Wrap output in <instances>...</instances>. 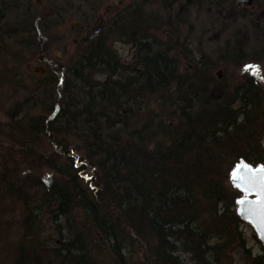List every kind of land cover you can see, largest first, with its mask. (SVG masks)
<instances>
[{"label": "trees", "instance_id": "trees-1", "mask_svg": "<svg viewBox=\"0 0 264 264\" xmlns=\"http://www.w3.org/2000/svg\"><path fill=\"white\" fill-rule=\"evenodd\" d=\"M130 1L122 9L128 31L144 33L135 37L131 62H121L99 35L72 43L68 66L46 59L45 74H30L25 83L20 52L46 54L66 33H49L54 13L42 26L24 17L8 28L12 9L0 7V31L21 29L0 33L1 60L10 57L0 87L23 91L9 114L12 148L0 147V193L21 199L27 187L37 192L35 205L24 201L25 235L12 264H41L44 254L52 264H101L100 255L130 264L135 244L140 264H186L183 254L194 264H213L217 249L245 245L233 209L241 192L229 174L241 160L264 166V75L222 81L212 63L202 55L189 60L185 49L189 63L181 66L180 33L190 26L193 0H170L178 14L168 17L175 37L166 41L141 25L143 10L165 0ZM237 12L231 6L229 13ZM257 28L263 35L257 50H249L243 34L219 52L241 66L250 56L264 57V27ZM212 237L224 242L211 244ZM263 263V256L253 258Z\"/></svg>", "mask_w": 264, "mask_h": 264}, {"label": "rangeland", "instance_id": "rangeland-1", "mask_svg": "<svg viewBox=\"0 0 264 264\" xmlns=\"http://www.w3.org/2000/svg\"><path fill=\"white\" fill-rule=\"evenodd\" d=\"M44 4L45 13H54L51 15L53 18L52 25H54L55 31L49 33H64L66 35H58L61 40L51 43L48 53H40L36 49L22 51L23 53V66L22 72L24 77V83L30 82L28 75L39 74L40 69L44 68L43 63L39 60L40 56L49 58L57 66H68L69 59L73 54V41L75 33L71 32V26L78 21V11L88 12L89 8L94 9L89 13V17L86 16L84 25L81 26L80 36L84 37L94 31V28L100 24L108 26L107 30L104 29V33L100 34V39L105 46H108L123 63H129L132 61L135 50L136 40L135 37L144 33H130L128 31V17L125 18L124 11L130 0H111L105 2H94L93 0H42ZM193 5L188 7L187 22L190 26H185L180 33L181 40L179 42V48L181 49L180 55L182 63L188 64V60L184 59V53L182 51H190L189 60L195 61L200 59L201 55L209 63H212V73L218 79L230 80L231 82H237L239 78L253 74L256 76L264 75V57L262 56H250L246 58L245 63L240 64L233 63L230 59H227L223 52H219L230 46H234L243 40V34H246L249 40V50L258 49L260 46L261 38L263 35L260 33L258 26L264 27V22L260 18V13L264 10V0H254V9L250 14H235L234 16L229 13L232 7H235V1L223 2L222 0H193ZM58 5V7H56ZM245 5V4H243ZM135 7V3L133 4ZM131 7V8H133ZM178 5L173 9L170 6V0H165L159 4H153L148 6V10H143L141 17L144 22L141 25H149L147 33L151 37L166 41L169 36L175 37V33H171L172 27L167 23L170 15L174 16L178 14ZM247 10V9H246ZM148 11V12H147ZM20 13L16 10H10L7 14L8 21L13 25L19 22ZM252 14V15H251ZM19 15V16H18ZM115 18V19H114ZM147 19H149L147 21ZM146 20V21H145ZM111 26V28H110ZM67 29H69L67 31ZM145 29V28H144ZM106 30V31H105ZM135 34V35H134ZM134 35V36H133ZM52 38V37H50ZM53 40V39H52ZM4 58V57H3ZM21 58V59H22ZM0 56V71L3 68V62L10 61L9 59L1 60ZM247 61V62H246ZM6 66H11L7 62ZM246 66H253L247 68ZM44 72H46L44 70ZM99 79L103 78V75L97 76ZM1 82H4L0 80ZM3 84V83H0ZM23 86V85H22ZM25 87V86H24ZM23 91L2 85L0 87V147L1 149L12 148V133L8 129L9 114L13 111L14 101L20 99L23 96ZM155 109H157L155 105ZM51 148H48V152ZM8 167L11 168L10 162ZM13 166V165H12ZM25 169V168H24ZM49 172V171H48ZM87 177V176H86ZM14 179L13 173L10 176V180ZM21 184L23 183L20 181ZM230 182V181H229ZM36 187H27L25 196L22 194V198L5 195L0 193V264H12L16 258V248L18 244L23 240L25 231L23 226V218L25 217L26 204L27 206L35 205L37 201ZM243 194L241 193L239 197ZM236 210V206L233 207ZM52 227V226H51ZM230 228V227H229ZM227 228V229H229ZM230 230V229H229ZM238 231L242 233L245 240V245L242 248L238 242L229 243L224 249H217V259L219 261L213 262V264H253V258L257 256H263L262 243L255 234L254 229L248 224L242 221L238 225ZM221 230L217 234H221ZM49 235L51 242L56 241L54 232L44 228V234ZM211 244L215 242L223 243L224 240H216V237L210 239ZM224 245V244H223ZM221 247H224L221 245ZM249 252H246V250ZM132 250L130 257V264H140L139 257L141 255V248L139 246L132 245L129 247ZM101 257V264H116L111 261L112 256ZM186 260V264H194L190 260V254H183L182 256ZM41 264H52V258L48 254H44ZM264 264V263H263Z\"/></svg>", "mask_w": 264, "mask_h": 264}, {"label": "water", "instance_id": "water-1", "mask_svg": "<svg viewBox=\"0 0 264 264\" xmlns=\"http://www.w3.org/2000/svg\"><path fill=\"white\" fill-rule=\"evenodd\" d=\"M236 7L242 4L252 5L253 0H235ZM98 33H94L90 38ZM43 59V56L39 57ZM40 73L44 74V69L40 68ZM262 166H253L245 160L237 163L229 174L231 185L243 195L237 199L236 213L239 218L248 223L255 231L256 236L264 246V216L261 215V204H264V171H260ZM239 169V172L234 170ZM240 175L245 179L240 181V187H237L235 176ZM245 203H241V201Z\"/></svg>", "mask_w": 264, "mask_h": 264}, {"label": "flooded vegetation", "instance_id": "flooded-vegetation-1", "mask_svg": "<svg viewBox=\"0 0 264 264\" xmlns=\"http://www.w3.org/2000/svg\"><path fill=\"white\" fill-rule=\"evenodd\" d=\"M80 1H83V0H80ZM93 1L96 3V2H105V1H111V0H93ZM0 3L2 4L0 6L1 9L2 8L3 9H5V8L13 9V7H18V9L16 11L24 12V13H20V15H21L20 19H19L20 24L24 23L23 18L25 17L26 19L27 18H30V19L33 18V20L36 21V23H35L36 26H42L39 22L42 21V23H43L44 20L47 19L48 14L50 15V13H48V14L45 13L44 4H43L42 0H0ZM235 7H236V4H235ZM254 7H255L254 6V0H253V4L250 6L242 4L241 7H239V8L236 7V10L238 11L237 14H240V13H242L244 15L250 14L249 12H252ZM93 9H94L93 7L89 8L88 12H91ZM88 12L86 13L84 11H78V21H76L70 28L71 32L75 33L78 37L80 36L81 26L84 25V22L87 20L86 16H87V18L89 17ZM1 25L4 26V23H2L0 20V26ZM10 25L11 24L9 22L8 28L10 27ZM107 28H108V26L100 24L94 28L93 32L89 33L88 35H86L84 37L78 38L77 36L76 37L74 36L73 43H78V42L87 43L89 41H92V40L96 39L100 35V33H104L103 30L104 29L107 30ZM20 30L21 29H19L17 31L15 29H12V30L7 29V31H3V32L0 31V33H17V32H20ZM68 30L69 29H67V31ZM64 33H67L66 30ZM94 33H98V34H96L94 37L90 38ZM46 59L50 60L49 58H44V57H43V59L39 58V60L43 63V65H44ZM40 68L41 67H39V69ZM44 74H45V72H44ZM44 74H42V75H44ZM262 250L264 251V247H262Z\"/></svg>", "mask_w": 264, "mask_h": 264}, {"label": "snow or ice", "instance_id": "snow-or-ice-1", "mask_svg": "<svg viewBox=\"0 0 264 264\" xmlns=\"http://www.w3.org/2000/svg\"><path fill=\"white\" fill-rule=\"evenodd\" d=\"M250 67H253V66H246V70H247V68H250ZM234 171L239 172V169H236ZM260 171H264V166H262L260 168ZM244 179L245 178L240 176V175L235 176V180L237 181V187H240V181H242ZM262 180H264V177H262ZM241 203H245V201L242 200ZM260 208H261V215L264 216V204H261Z\"/></svg>", "mask_w": 264, "mask_h": 264}]
</instances>
